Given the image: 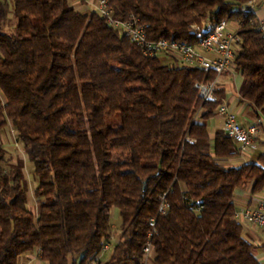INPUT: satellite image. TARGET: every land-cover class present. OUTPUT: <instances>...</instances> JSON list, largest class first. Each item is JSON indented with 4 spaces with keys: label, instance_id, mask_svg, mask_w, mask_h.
Instances as JSON below:
<instances>
[{
    "label": "trees",
    "instance_id": "obj_1",
    "mask_svg": "<svg viewBox=\"0 0 264 264\" xmlns=\"http://www.w3.org/2000/svg\"><path fill=\"white\" fill-rule=\"evenodd\" d=\"M108 1L152 41L194 43L191 26L230 23L241 101L264 120V37L252 0ZM215 78L177 55L146 58L70 0H0V134L11 126L33 166L38 204L35 214L24 169L0 142V264L37 251L48 264H143L152 219L154 264H264L235 219L238 190L264 191V154L233 167V141L220 130L212 144L207 122L225 91L204 102L195 85ZM107 242L110 258L96 261Z\"/></svg>",
    "mask_w": 264,
    "mask_h": 264
},
{
    "label": "built area",
    "instance_id": "obj_2",
    "mask_svg": "<svg viewBox=\"0 0 264 264\" xmlns=\"http://www.w3.org/2000/svg\"><path fill=\"white\" fill-rule=\"evenodd\" d=\"M257 6L258 0H252L247 5L257 15L255 30L264 37V17L258 16ZM94 8L109 27L126 36L146 58H160L169 54L177 55L185 66L206 73H215L214 81L198 83L195 85V90L204 102L217 100L216 91L220 86L222 77L234 71L235 47L239 38L237 30L230 23L224 21L214 24L210 20H204L200 24L191 26L190 33L194 36V43L166 39L152 41L148 36L146 27L141 24L138 18L131 16L125 21L117 20L108 0H96ZM217 114L223 119L222 133L230 138L237 147V157L245 161L255 155L259 150L258 139L262 132L264 120L259 118L252 125L242 126L237 115L230 110L226 102L220 105ZM166 198L167 194H164L158 210L160 215H165L169 208ZM203 209V206H199L193 212L197 214ZM235 219L241 224L252 225L264 233V201L255 206L238 209L235 213ZM150 224L153 231L149 234L143 250V264H152L153 261L152 238L156 233V220L152 219ZM111 251L112 245L107 242L96 261L104 259L105 255ZM37 255L39 256V251H37ZM90 264H95V261Z\"/></svg>",
    "mask_w": 264,
    "mask_h": 264
},
{
    "label": "crops",
    "instance_id": "obj_3",
    "mask_svg": "<svg viewBox=\"0 0 264 264\" xmlns=\"http://www.w3.org/2000/svg\"><path fill=\"white\" fill-rule=\"evenodd\" d=\"M72 6L76 11L83 14H92L95 11L94 3L96 0H70ZM258 16L264 17V1L258 0L257 6ZM243 82L242 76L235 71L225 74L222 79L219 88L225 91V100L230 110L237 115L238 121L242 126H249L254 124L260 117L257 116L254 109L247 103H243L240 97V88ZM223 119L219 115L207 122L212 144L215 140V135L221 130ZM9 128H11L9 126ZM12 130V129H11ZM7 138V137H5ZM259 150L258 152L264 154V122L262 126V132L258 139ZM5 149V148H4ZM257 152V153H258ZM256 153V154H257ZM255 154V155H256ZM253 155V156H255ZM253 156L245 161L241 160L237 156L231 159L228 166H241L249 163ZM253 183L245 185L242 189L238 190L235 195V204L238 209L255 206L261 201H264V191L259 194H252ZM114 212V211H113ZM244 226V232L246 238L251 241L257 248L255 254L264 262V233L260 232L256 227L248 224H242ZM109 254V255H108ZM111 252L105 255V259H109ZM19 264H48L44 262L37 252L24 256ZM152 264L153 261H152Z\"/></svg>",
    "mask_w": 264,
    "mask_h": 264
},
{
    "label": "rangeland",
    "instance_id": "obj_4",
    "mask_svg": "<svg viewBox=\"0 0 264 264\" xmlns=\"http://www.w3.org/2000/svg\"><path fill=\"white\" fill-rule=\"evenodd\" d=\"M256 9H258L256 7ZM11 127V126H10ZM12 128L7 127L4 129L0 134V142L3 144V147L5 148L7 152V160L10 163H13L15 165L21 166L24 169L25 176L29 183V207L32 212L35 214L38 213V204L36 200L33 197V190L36 187V183L33 180L32 172H33V166L29 161L27 160L22 147L17 143L15 139V135ZM7 137V138H5ZM127 149L126 148H115V153H120L125 155ZM112 225H113V237L112 241L113 243L116 241L115 239L118 237V230L121 226V216L118 211L112 212ZM109 255V254H108Z\"/></svg>",
    "mask_w": 264,
    "mask_h": 264
}]
</instances>
